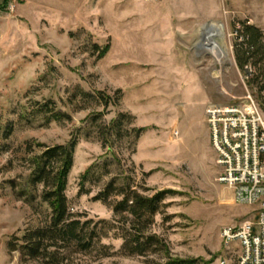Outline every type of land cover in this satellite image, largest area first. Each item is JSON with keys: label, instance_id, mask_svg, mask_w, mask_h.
Listing matches in <instances>:
<instances>
[{"label": "rangeland", "instance_id": "obj_1", "mask_svg": "<svg viewBox=\"0 0 264 264\" xmlns=\"http://www.w3.org/2000/svg\"><path fill=\"white\" fill-rule=\"evenodd\" d=\"M223 2L218 16L191 34L149 42L139 21L125 26L113 18L123 7L110 0H0V264H41L8 250L12 235L49 213L40 185L33 202L18 192L43 150L38 144L73 140L69 211L115 227L65 264L206 263L223 255L221 227L252 218L257 206L236 203L216 180L204 109L249 93L264 120V92L239 69L233 48L242 21L264 36V0ZM215 40L221 53L210 52ZM99 93L110 96L108 106ZM109 183L143 196L171 193L147 223L114 212L119 195L94 199ZM125 223L156 235L164 249L125 254L118 235Z\"/></svg>", "mask_w": 264, "mask_h": 264}, {"label": "trees", "instance_id": "obj_2", "mask_svg": "<svg viewBox=\"0 0 264 264\" xmlns=\"http://www.w3.org/2000/svg\"><path fill=\"white\" fill-rule=\"evenodd\" d=\"M233 37L237 66L243 72L246 68L255 67L256 72L251 73V78L260 83L259 92H264L262 31L257 26L242 21L239 27H234ZM99 94L103 100V106H108L110 96ZM116 121H113L112 125L117 124ZM38 146L43 150L31 159V175L25 185L20 188L18 197L23 198L24 201L33 202L36 198L34 193L40 185L38 198L40 202L47 205L49 213L36 227L26 228L20 235H12L8 242V250L18 252L23 260H37L41 264H65L69 254L89 252L115 226L105 219L94 220L85 217L81 220L79 216L69 211L65 189L67 175L73 164L75 140L66 145L38 144ZM27 147L30 148L32 145L27 144ZM12 188L15 189V186ZM168 193L171 191L162 190L152 196H143L129 187H116L109 183L94 199L108 201L111 195H119L121 200L114 204V212L126 213L139 221L150 223ZM122 225L118 229L120 231L118 235L123 240L121 250L125 254L144 255L149 251L164 249L165 246L156 235L145 234L131 226L127 227V223ZM195 263L198 261L194 259H179L163 264Z\"/></svg>", "mask_w": 264, "mask_h": 264}, {"label": "built area", "instance_id": "obj_3", "mask_svg": "<svg viewBox=\"0 0 264 264\" xmlns=\"http://www.w3.org/2000/svg\"><path fill=\"white\" fill-rule=\"evenodd\" d=\"M161 2L163 0H144ZM250 77V68L245 70ZM209 142L219 168L216 180L234 201L256 205L255 215L219 232L224 253L195 264H264V120L249 93L237 102L209 103L204 109Z\"/></svg>", "mask_w": 264, "mask_h": 264}, {"label": "crops", "instance_id": "obj_4", "mask_svg": "<svg viewBox=\"0 0 264 264\" xmlns=\"http://www.w3.org/2000/svg\"><path fill=\"white\" fill-rule=\"evenodd\" d=\"M123 9L113 18L125 26L140 22V31L146 41L174 42L179 35L191 34L200 23L218 16L223 0H163L147 3L144 0H110ZM114 7V8H115ZM142 12L141 16L137 12ZM202 14L201 20L198 15ZM134 17V19L132 18ZM132 18V19H130ZM207 144L209 131H207Z\"/></svg>", "mask_w": 264, "mask_h": 264}, {"label": "bare ground", "instance_id": "obj_5", "mask_svg": "<svg viewBox=\"0 0 264 264\" xmlns=\"http://www.w3.org/2000/svg\"><path fill=\"white\" fill-rule=\"evenodd\" d=\"M212 38H215L214 36ZM210 52H212L213 54H218L221 53L220 52V48H219V43L218 40L214 41V44L212 45V47L210 48ZM222 56L220 55L218 58H221Z\"/></svg>", "mask_w": 264, "mask_h": 264}]
</instances>
